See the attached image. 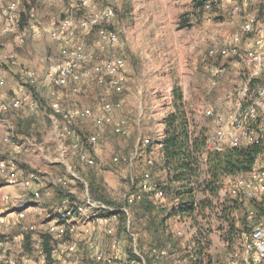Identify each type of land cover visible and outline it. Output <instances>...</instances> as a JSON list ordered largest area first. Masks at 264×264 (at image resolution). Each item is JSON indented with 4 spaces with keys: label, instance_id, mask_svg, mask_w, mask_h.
Wrapping results in <instances>:
<instances>
[{
    "label": "rangeland",
    "instance_id": "1",
    "mask_svg": "<svg viewBox=\"0 0 264 264\" xmlns=\"http://www.w3.org/2000/svg\"><path fill=\"white\" fill-rule=\"evenodd\" d=\"M13 1L16 0H0V12L2 7ZM246 1L247 7L242 6L238 11V4L242 5L245 0H215L200 13L193 0H87L95 8L111 6L115 16L98 25L91 33L78 30L74 43L83 41L87 54L93 56L81 64L75 72L77 78H72L66 86L55 85L46 75L59 57L60 45L57 41L54 40L57 52L46 53L48 64L44 78L47 79V90L37 86L40 76H37L38 64L31 67L21 63L15 51L6 55L5 63H0L4 78L0 83L3 87H0V98L13 97L25 81H20L22 76L10 63L14 58L19 67L35 72V84H28V89L41 106L34 112H29L24 106L10 114L16 124L21 123L22 129V132L19 130L13 135V142L21 148V152H13L11 157L21 166L24 178L33 174V184L39 189L40 197L35 198L31 189L20 184H10L6 174L0 172V188L14 185L18 194L27 195L30 199L28 206L12 202L2 205L5 199H2L0 191V215L6 218L1 226L0 240L12 244L10 240L21 232L17 226L22 220L26 227L23 232L32 234L30 251L23 246V236L20 245L13 244L7 256L15 258L17 264H23V256L28 257L27 264H65L64 261L66 264H179L184 262L186 252L193 250V241L197 240L215 264H264V257L257 260L255 249H248V245L252 244L251 234L262 219L253 223L252 231H249L243 224L246 212L238 210L230 215L237 220L233 227L231 222L225 221L223 207L226 200L234 197L239 200L264 198L259 194L246 196L239 184L241 180L251 183L264 171V152L250 173L225 178L213 208L199 207L193 219L172 213L181 204L179 198L166 196L163 189V198L155 199L151 191L142 188L146 174L157 184L167 180L161 141L165 118L174 107L173 89L183 93L192 118L190 132L197 128L204 129L205 135L209 136L224 133L225 148H232L231 134L234 129L230 117L237 112L239 93L245 87L250 88L253 77V67L246 66L243 60L254 34L242 32L243 18L254 9L261 11L264 8V0ZM21 2L25 13H22L19 33H24L22 28L28 24L27 13L30 10L36 13L37 21L40 4L55 10L58 17L56 25L58 20L70 14L71 4L78 1ZM75 15L79 16V13ZM36 21L31 25H35ZM3 26L4 20L0 15V38L15 34L17 40V33L3 34ZM31 31L29 34L33 36ZM101 31L117 32V41L105 42ZM49 34L42 40L49 38L50 41L52 35ZM239 34L242 36L241 43H238ZM26 38L28 33L20 44H24ZM0 52L6 54L1 40ZM41 53L44 54V51ZM117 57L125 61L124 66L118 68L121 91L99 84L96 72L92 70L93 66H106ZM259 77L260 81L254 83L253 91L250 88L249 101L255 97L257 87L264 86V74ZM53 102H59L64 109L90 108L93 114L99 116L106 115L101 110L104 103H120V107L107 112L111 118L109 122L98 124L93 115L83 121L66 122L52 113L49 106ZM47 115H51L55 123ZM116 125H121V132H117ZM65 126L74 129L75 133L69 135L62 132ZM6 132L8 128L0 126V138ZM23 136L30 142L20 140ZM92 136L96 137V142L90 145L88 140ZM79 137L86 139V144L81 143ZM77 141L78 147L74 148ZM3 142L5 140L1 139L0 159L11 154L8 150L13 145L12 142L4 147ZM81 154L90 155L95 164L85 163L80 158ZM207 155L205 153L204 157ZM59 165H64L66 169ZM92 177L100 187L104 201L91 196L89 183ZM176 186L178 184H174ZM139 188L142 197L144 194L153 201L152 214L147 210L148 200L140 202L141 197L133 199L132 195ZM7 195L5 198L9 200L10 192ZM12 198L17 200L20 197L12 195ZM199 198L204 200L202 195ZM98 202L117 211L101 209L94 205ZM164 207L169 211L165 213L162 210ZM3 208L17 213L18 223L8 219V214L2 213ZM122 209L128 212L127 221L122 220L119 214ZM64 210H70L72 217L62 222L60 213ZM21 211L25 215L23 218H19ZM248 212L251 214L250 210ZM94 218L109 219L114 233L107 234L104 229L107 224L101 222L97 225L91 221L97 222ZM6 225L13 227L9 230L12 233H4ZM52 226H63L67 230L66 241L70 240L71 234L74 238L77 235L78 249L62 254L58 250L60 241L56 239ZM93 227V231L88 229ZM69 228L76 231L70 233ZM43 231L54 238L51 258L46 256L40 241ZM154 248L166 250L167 255L158 258L152 253ZM100 254L111 259V263L100 259Z\"/></svg>",
    "mask_w": 264,
    "mask_h": 264
},
{
    "label": "built area",
    "instance_id": "2",
    "mask_svg": "<svg viewBox=\"0 0 264 264\" xmlns=\"http://www.w3.org/2000/svg\"><path fill=\"white\" fill-rule=\"evenodd\" d=\"M75 1L78 2L71 4L70 14L58 20L57 24L51 32L52 39L57 41L60 45V52L57 60L53 62L56 66L54 65L46 75L57 86H66L72 78H77V75H75L76 70L81 66V64L88 62V60L93 56L92 54V56L89 57V55L87 54V49L85 50V43L83 41H81V43H74V38L78 33V30H82L86 34L91 33L98 25L103 22L109 21L115 16V11L111 6L95 8L93 6H90L87 0ZM242 6L247 7L246 0L242 5L238 4V9L236 10L240 11ZM22 13H25V11H23L22 9L21 0H16L15 2L13 1L8 3L1 8L0 12L1 17L4 20L2 33H17L16 36L19 43H23L25 41V33H19V30L21 28ZM78 13L79 16L75 15ZM27 15L29 17L28 20L30 23H34L36 21V13L33 10H30ZM243 20L244 21L241 28L242 32L245 34H254V37L247 45V56L243 60V63L248 67H253V71L251 74L253 76L252 79L259 78V76L264 74V8L261 9V11L260 9H254L246 13ZM31 33L33 36H36L38 34V32L33 28ZM100 34L102 35V38L105 42H116L118 39L117 32L115 33L112 31H101ZM241 41L242 36L241 34H239L238 43H241ZM10 63L17 69L18 74L22 76L20 81H23V79L25 81L23 82V86L19 87L18 93H16L13 97H10L9 99L0 98V114L12 110H20L24 106L28 109L29 112H34L36 109L41 108L37 99L33 97L30 89H28V84H35V72L30 69L19 67L14 58H11ZM124 63L125 61L123 58L117 57L114 61H110V63L106 66H93L92 70L94 69V71L96 72L97 82L99 84L105 85L108 89L114 88L116 91H121V77L118 75V68L121 69L124 66ZM3 79L4 78L0 72V83L3 82ZM239 94L240 96L238 100L237 112L230 117L234 129V133L231 134V147H241L254 142L264 141V86L257 87L255 91V97L251 101H249V97H251L249 86L245 87ZM49 107L52 109V113L55 116L61 117L66 122L83 121L93 115L97 123L101 124L102 122L111 121L110 115H107V112H110L114 108L120 107V103H104L101 107V110L102 112H105L106 115L103 116H99V114H93V111L90 108L64 109L59 102H53ZM116 130L117 132H121V125H116ZM199 130L200 129H198V131ZM61 131H64L69 135L75 133V130L69 126L63 127ZM194 131L195 130L193 128L190 133H193ZM11 133L13 134V130ZM197 135L198 133H195V136ZM4 140L5 142H7L8 140H10V137H6ZM90 141L92 143H95L96 137L92 136L90 138ZM147 141L148 139H146V142ZM73 147H78V141L74 143ZM224 148V133L221 136L206 135V154L210 152L221 151ZM80 158L89 165L95 164V160L87 154H81ZM0 172H4L6 174L5 176L7 178V181L10 184H20L28 190L31 189L32 194L35 198L40 197L39 189L35 188L33 184V174H31L29 177L27 176L26 178H24L23 171L19 168V163L14 157L9 156L7 159H0ZM149 177V174L145 175L142 183V188L151 191L154 194L155 199L163 198V190L157 183L149 179ZM239 184L241 185V187H243L244 194L248 197H253L257 194L261 196L264 195V171L258 174L255 177V180L251 183L241 180ZM94 205L110 212L117 211L105 205L104 203L98 202V204ZM122 210L127 212L126 209ZM250 213L252 215L253 211H250ZM60 215L61 221L63 222L72 217V212L70 210H64L60 213ZM24 216V212L21 211L19 213V218H23ZM91 217L93 218L95 216ZM94 219L97 222H95L93 219H91V221L97 225L101 224V222L107 224V226L104 228L107 234L111 235L114 233L115 229L111 224L109 225V219ZM5 222V216L0 215V233L1 226L5 224ZM31 228L33 229V227ZM51 229L55 232L56 239L60 241L58 250H60L62 254L66 251L72 253L78 249L79 243L78 239H76L77 235L74 234V238L73 234H71L70 240L66 241L65 234L67 230L64 229L63 226H52ZM88 229L90 231H93L94 227ZM69 231L70 233H74L76 230L73 228H69ZM250 240L252 244L248 245V249H255V252H257V260L263 259L264 220L259 221V223L255 226ZM12 245L13 244H10L7 241L0 240V264H17L15 258L6 255ZM152 253L158 258L165 257L167 255L166 250H158L156 248L152 249ZM98 257L104 262L111 263V259L103 256L102 254H100ZM28 260V257L23 256V264H27ZM138 264L141 263L139 262Z\"/></svg>",
    "mask_w": 264,
    "mask_h": 264
},
{
    "label": "trees",
    "instance_id": "3",
    "mask_svg": "<svg viewBox=\"0 0 264 264\" xmlns=\"http://www.w3.org/2000/svg\"><path fill=\"white\" fill-rule=\"evenodd\" d=\"M214 1L193 0L194 7L199 9L200 13L206 8L208 3L212 4ZM26 9H30V5ZM258 81H260V77L252 79L250 82L251 91H253L254 83ZM172 91L174 107L165 118V129L161 141L164 158L163 165L167 173V180L166 182L158 183V185L162 190H165L166 196L180 199L181 204L172 212L174 215H185L193 219V215L199 207L204 209L213 208V202L218 198L220 187L225 178L247 174L253 170L264 152V142L259 141L241 147L225 148L221 151L210 152L205 158V130L200 129L198 131L196 129L193 133H190L192 118L189 114L190 111L186 108L183 93L179 92L177 88ZM8 114H12V112L8 111L0 115ZM19 130L22 132L20 122L16 124L14 132L19 133ZM195 133H198V135L195 136ZM79 139L81 140L80 137ZM82 139L81 143L86 144V139ZM88 142L91 145L90 139ZM88 154L92 153L89 152ZM59 166L66 169L64 165ZM95 181V178L92 177L89 183V192L95 199L104 201L100 187ZM174 184H178V186L174 187ZM140 190L139 188V191H135L132 197L134 200H138L141 197L140 202L148 200L147 210L152 214L153 201L144 197V194L142 197V190ZM200 195L203 196L204 200H200ZM223 207L225 221L231 222L233 227H235L237 220L230 218V215L238 212V210L246 212L243 224L248 227L249 231H252L253 223L256 224V221L264 220V198L261 200L255 198L239 200L238 197H234L226 200ZM162 210L165 213L169 211L165 207ZM249 210L253 211L252 215L249 214ZM119 212L122 220L127 221L128 213L123 210ZM160 212L162 211L160 210ZM162 223H164V218H162ZM41 237L40 241L43 243L45 254L48 258H51L54 238L50 233L44 231ZM31 239V232H27L23 238V246L27 251L31 250ZM193 243V250L187 251L184 256V262L181 261L179 264H215L212 258L205 254V250L197 240H194Z\"/></svg>",
    "mask_w": 264,
    "mask_h": 264
},
{
    "label": "crops",
    "instance_id": "4",
    "mask_svg": "<svg viewBox=\"0 0 264 264\" xmlns=\"http://www.w3.org/2000/svg\"><path fill=\"white\" fill-rule=\"evenodd\" d=\"M35 4H38V3H35ZM37 12H38L39 18L37 19L36 24L31 26V23L28 21V24L24 25L22 28V31H24V33H26V34L28 33V38H26V42L24 44L18 43V41L14 38L15 34L12 36L9 35V36L0 38L1 43L4 44L5 51H6V54H3L0 52V63L1 62L5 63V61L7 59L6 55L15 51V53L17 54V57H18V61H20L21 63L26 64L28 66L30 65L31 67L34 64H38L37 76L38 75H40V76L38 77L37 86L39 87V89L44 88L47 90V87H46L47 79L44 78L45 77L44 72H45L47 64H48V62H46V56H47L46 53L51 52V54H53V53L55 54L57 52V45H56V42L51 37H50V39H51L50 41H49V38L44 39V41H43L42 38L50 36L49 33L52 32L54 25H55V22H56L58 17L56 16L55 10L46 4H43V5L40 4V6H38V8H37ZM32 28L38 32V34L35 37H33V36H31V34H29V32L31 31ZM55 45H56V47H55ZM45 50H47V51H45ZM41 51H44V54H42ZM5 56H6L5 60H3ZM6 83H7V81H6ZM0 87H2V86H0ZM11 116L12 115H10V114L0 115V126H3V127L5 126V128H8V132H6L5 135H3L2 138H0V141H1V139L4 141V139L6 137H10V140H8L7 142H3L4 147L7 144H12L13 139H15L14 136H12V135H14V131L16 129V122L17 121L14 120ZM47 116L49 119H52L53 123H55L53 120V117H51V115H47ZM12 130H13V134L11 133ZM22 139H25L28 143L30 142V139L26 138L24 136L20 140H22ZM4 143H6V144H4ZM10 146L11 147L9 148L8 151L11 154L7 155L6 156L7 158L9 156H12L13 152H15V153L21 152V148L17 147V145L14 144V142H13V145H10ZM1 148H2V146H1ZM3 152H4V150H3ZM0 191L2 193V199H5V203L2 202V205L6 204V203H10V202H12L14 205H21V206H26V205L28 206L30 204V199L28 198V196L18 194L17 193L18 188H16V186H14V185H7L6 187L3 186L0 188ZM8 192H10L11 198H9V200H6L5 197L8 196L7 195ZM12 195L18 196L20 198H18L17 200L13 199ZM29 208H31V207H29ZM1 210H2L3 214H8L7 215L8 219L13 221L14 223H18L17 213L11 212L9 210V208H3ZM22 221H19V226H17V228H19L21 230V232L17 233L15 236H13V238H12L13 240H10L12 242V244H14V245H20V243L22 242V238L25 235V232H23V229H25L26 227L24 226ZM24 222H25V220H24ZM10 229H13V227H9L6 225L4 228V233L5 234L12 233V232H9ZM64 262L66 264V261H64ZM76 263H78V262H76Z\"/></svg>",
    "mask_w": 264,
    "mask_h": 264
}]
</instances>
